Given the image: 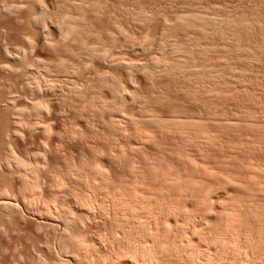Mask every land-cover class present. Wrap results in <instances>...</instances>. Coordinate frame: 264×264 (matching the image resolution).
<instances>
[{"label":"rangeland","instance_id":"rangeland-1","mask_svg":"<svg viewBox=\"0 0 264 264\" xmlns=\"http://www.w3.org/2000/svg\"><path fill=\"white\" fill-rule=\"evenodd\" d=\"M0 1L2 5L20 6L15 7L14 12L0 10V65L3 67L0 73L2 79L5 78L4 82L15 85L11 90L15 95L13 106L30 108L32 103L45 105L42 104L39 113L29 118L23 112L18 114L16 129L20 134L17 133L15 142H7V145L3 133L8 131L10 122L6 120V113L0 111V129L3 131L8 127L5 132L0 130V158L18 155L19 159L39 166L38 179L35 180L41 186L42 193H37L39 196L46 200L55 197L58 201L62 194L69 200L81 196L87 198L86 195L91 198L92 193L86 185L89 180L100 184L103 172L108 173L109 186L114 184L119 188L123 184L131 191L136 185V176L144 172L145 181L152 185L154 192L155 187L159 189V180L155 178L158 180L155 182L154 172L158 175L170 168V172L175 169L181 178H192L190 181L194 182L195 190L204 186L208 195H213L205 197L208 201L203 198L205 203L195 202L198 199L190 201L191 204L186 201L187 206L186 202L179 204L180 201L183 203L181 198L178 202L180 207H174H178V212H163L166 217L176 216L164 219V228L167 231L166 227L171 226L168 228L171 235L174 232L171 230L178 227L177 230L181 229L178 233L182 232L179 238L177 235V240L182 239L180 241L184 243L194 239L195 244L200 246L202 243L200 247L206 252L207 247L214 246L215 242L210 245V241L201 238L200 232L212 226V219L218 215L217 207L222 206L223 200H231L232 196L234 201H231H239L236 202L238 204L241 200L245 204L264 206V0ZM94 5L98 7V13ZM122 7L130 13L139 9L149 11V19L143 22L133 14H119ZM33 11L43 15L42 27L34 31L27 20ZM188 11L205 17L204 21H195L192 25L179 23V16ZM70 19H78L80 30L66 35L61 32L60 23ZM12 54L17 58L23 55L24 58L20 60ZM25 60L29 61L28 66ZM166 63L172 68L166 69ZM11 72L18 75H11ZM27 85H40V95L25 89ZM110 91L116 95L115 98ZM118 93L121 96L117 97ZM174 118L197 126H194L195 130L180 126L178 130L184 131L179 132L176 127L171 129L158 125ZM143 128L148 130L145 131L150 137L139 138L136 132ZM1 168L0 188L9 187L8 196L12 197L11 193H18L17 188L23 182L18 174L14 179H6ZM68 170L72 174L65 172ZM86 174L88 176L84 177ZM55 177L65 181L59 191L54 192L53 189L54 193H51L47 190L50 182L54 184L58 179ZM29 178L33 181L30 175ZM47 184L49 187L45 188ZM97 192L99 194V190ZM18 194L17 199L12 197L19 205L14 210L16 213L9 211V217L4 216V220H0V264H32L34 256H37L38 264H57L60 259H69L67 255L55 257L57 230H53L54 226L47 222L49 220L43 215H32L39 196L32 199L33 204L26 205L27 198L22 195L23 202L26 201L23 203L19 199L22 196ZM33 205L35 207L31 209ZM95 208L92 209L94 220L92 218L88 224L79 227L81 230L73 227L88 242L102 232L115 233L114 223L110 221L112 216L105 217V213L101 214ZM193 229L197 230L194 232ZM186 257L187 253L168 260L164 257L157 264H183L184 259L185 263L189 260V255Z\"/></svg>","mask_w":264,"mask_h":264},{"label":"bare ground","instance_id":"bare-ground-1","mask_svg":"<svg viewBox=\"0 0 264 264\" xmlns=\"http://www.w3.org/2000/svg\"><path fill=\"white\" fill-rule=\"evenodd\" d=\"M13 1L15 2L16 0H13ZM1 2L2 1H0V10H2V12H3V10L8 11V13H9V11L14 12V10L16 11L15 7L16 8L18 7L16 5L13 6L10 4H6L5 2H4L5 4L2 5L3 3L1 4ZM26 2H27V0H26ZM9 3H10V1H9ZM14 4H16V3H14ZM34 5L36 6V4H34ZM39 5H41V4H39ZM41 6L44 7L43 5H41ZM41 6H40V8L42 9ZM94 6L96 7V8H94V10L98 13V10H99L98 7L96 5H94ZM94 6H92V7H94ZM91 10L93 11L92 8H91ZM42 12H44V11H42ZM118 12H119V14H122V15L131 14V16H132V14H133V17L137 18L140 21H143V20L145 21L149 17V11H146L144 9H139L138 12L134 11L136 13H134V12L130 13L127 8L122 7L121 11H118ZM8 13H6V14H8ZM42 16H43L42 13H38V12L35 13L34 11H33V13H30V15L27 19L28 20V26L30 28H33V31H34V29H39L42 27ZM179 17H180L178 19L179 23H182V24H184V23L188 24L189 23L190 25H192L193 22H195V21H198V22L201 20L204 21L203 19L205 18V17H201L200 15L195 13V11H191V12L188 11L185 15H181ZM78 23H79L78 19H70V20L61 22L60 25L61 24L62 25L61 26L59 25V26H60V29H62L61 32H64V34L67 35V33L70 34L72 32L73 33L79 32L80 29L78 30V28H79ZM25 39L27 40V38H25ZM28 40H29V38H28ZM9 53H8V55H9ZM24 54H25V52H24ZM1 55H3V54H1ZM12 55L14 57L16 56L14 54H12ZM14 57H12V58H14ZM21 57H23V55ZM103 57H105V55ZM15 58H17V57H15ZM20 58L18 57L17 59H20ZM98 58H102V56L98 55ZM11 62H13V61H11ZM25 62H27V61L25 60ZM28 62L26 63L27 66L29 64ZM35 63H36V61H35ZM7 67L5 66L4 68H7ZM25 67H26V65H25ZM26 68H28V67H26ZM165 68L166 69L172 68V66H169V63H166ZM0 69L1 70L3 69V67L1 65H0ZM21 69H22V67H21ZM29 69H30V67H29ZM22 70H25V69H22ZM19 71L21 72V70H18V73H19ZM12 73L13 72H11V75L14 74V73L13 74ZM22 73H23V71H22ZM15 74H17V73H15ZM15 74H14V76H15ZM19 74H21V73H19ZM4 75H6V77H7V74H4ZM4 75H3V77H4ZM9 75L10 74H8V76ZM3 79L5 80V78H3ZM3 79H2L1 73H0V111H3L4 114L6 113L5 115H7V117H6L7 119L5 117L4 118L6 120H9L8 122H10L8 131H6L8 127L5 128L6 130L3 129V131L4 130L6 131V132L4 131L5 133H3V134L5 136V139L7 138V140H6V145H7V142H9V143L15 142L14 139L17 138L16 136H17L18 131L16 129V126L18 127V124H19V120H17V117H19L18 114L20 115V113L23 112L26 114V118L28 116H32V115L35 116L37 113H39V111L45 105L43 103H42L43 106L41 103H35L33 105V103H32V106L30 108H27V107L14 108L13 103L15 101L14 100L15 95L13 96V93L11 92V90H13L12 89L13 84L9 85V83L7 81H5L6 82L5 83ZM20 79H22V78H20ZM43 79L48 80V78H44V77H43ZM17 80L18 79H16V81ZM30 80H31V78H30ZM40 80H42V79H40ZM49 80H51V79H49ZM16 81H15V83H16ZM11 83H14V80H13V82L11 81ZM18 83H17V85H18ZM7 84L9 86H11V89L8 88L9 86ZM25 84H27V81ZM29 84L31 85V83H29ZM48 84H49V82H48ZM30 85H27L25 87V89H28V90H30V92L37 95L38 91L40 90L39 88L41 86L39 85L40 86L39 87L37 85L36 87L35 86L32 87ZM20 88H21V86H20ZM47 89H46V91H47ZM41 90H42V88H41ZM117 90H119V89H117ZM19 91H21V90H19ZM112 91H113V89H112ZM21 92H19V93H21ZM118 92H120V91H118ZM39 93H41V91H39ZM39 93H38V95H40ZM111 93H113V92H111ZM55 95H56V93H55ZM114 95L115 94L113 93V95H111V96L114 97ZM118 95L121 96L118 93L117 97H119ZM60 98H62L61 95H60ZM4 114H1V115H4ZM24 119H25V116H24ZM20 120H22V118ZM21 122H23V121H21ZM26 122L24 121L25 124H26ZM155 122H156V120H155ZM0 123L2 124V122H0ZM29 123L31 124V122H29ZM159 123L160 124H158V125H161L164 128H167V127L171 128V129L177 128L176 130H178V128H180V126H181V128H182V126H183V128H186V126L187 127H193V129L195 130L196 127L194 128V126H197L193 122H188V121L180 120L177 118H174L173 120H169L168 122L164 121V122H159ZM27 124H28V122H27ZM22 125H24V124H21V126ZM161 126H159V127H161ZM25 127H26V125H25ZM32 127H34V126H32ZM45 128H47V127H45ZM27 129H28V127H27ZM119 129L120 128H118V130ZM160 129H162V128H160ZM31 130L32 129L29 128V131H31ZM45 130L46 129H44V131ZM145 130H147V129L143 128V129H139L138 132H136V134L139 136V138L144 137V136L146 137L149 135L148 134L149 132H146ZM3 131L1 130V132H3ZM183 131L184 130L182 129L181 132H183ZM191 133L195 134V132H192V131H191ZM3 134H2V136H3ZM19 134H20V132L18 133V135ZM21 135H23V134H21ZM196 135H197V133H196ZM4 136L2 137V139H4ZM148 137H150V136H148ZM2 139H1V141H2ZM142 139H144V138H142ZM9 143H8V146L11 145ZM2 146H5V145L2 144ZM10 151H13V150H10ZM8 156H9V154H8ZM4 158L5 157H3L2 160L0 158V167L3 168L2 172L3 171L5 172V176H6L5 178L6 179L9 178L11 180L12 178L14 179L15 175L16 176H17V174L20 175L21 181L23 183H22V186L20 185V188H17L18 193H20L21 196L24 195V197H25L24 199L27 198V200H26L27 204L26 205H28V204L31 205V203L33 204L34 202H32L33 201L32 199H34L36 197V195H38L37 193L40 194V192H41L39 189L41 186L39 187V185L37 184L38 182L37 181H36L37 183L35 182V180L38 179L37 172L39 170V166L32 165L29 161L27 162L24 159H19L18 155H17V157L13 156L11 158H7V157L5 159ZM75 167H76V165L74 166V168ZM83 167H85V165ZM83 167H81V168L83 169ZM90 167H91V165H90ZM74 168H72V169H74ZM170 169L166 173H162V174H158V175H155L158 172H154V174H153L154 179L158 178V180H159L158 181L155 179V182H157V181L159 182L157 187H159V189H160L159 190L154 186L155 187V188L153 187L154 192L152 190V185H150L148 181H145L144 176H146V175L142 174L144 172H141V175L138 174L140 172L137 173L138 175L136 176V180H135L136 185L133 186V188H135V189L132 188V191L126 185L125 186L127 188H125V186L123 184L119 188L114 187L113 183H112L113 186H109L111 183L108 182L109 179L106 176V174L108 175V173L104 174V172H103V177L101 178L102 181L100 182V184H99V182L96 183L94 181L91 182L89 180L88 184L86 185L87 178H85V181H86L85 185L89 186L86 188H88V190H90L89 192L92 193V197L89 195L91 198H89L88 195H86L87 198L86 197L84 198L81 196L82 198L81 197L78 199L72 198L73 200H71V198H70V200H71L70 201L69 198L63 197L64 195L62 194V198H60L61 200L59 199L60 201H58V199L55 197L54 198L52 197L53 199H51L52 200L51 201L50 198L48 197L50 200L49 201V200H46L45 198H42L41 195L40 196L38 195L39 197L37 199L39 201L37 200V205L35 208L36 211L34 210V213L32 212L33 213L32 215L38 214V216L41 215L40 217L44 216L45 219L49 220L47 222H49L50 224H52L54 226L53 230H55V229L57 230L55 239L58 242V245H57V248L54 252L55 257H56V255L60 256V257H61V255L62 256L67 255L69 257V259H67V257H66L67 260L63 259V261H61V259L59 258L60 260H58L57 264H78L81 262H83L85 264H157L158 261L160 259H163L164 257H167V260H168V258H174V257L178 258L179 256L181 257V255L186 256V253H187V257L189 255L188 258L186 257L187 260L189 259L188 262H186L187 264H264V206H263V204L262 205H260V204L256 205L255 204L256 206H254V205H252L253 203H249L250 204L249 205V204H245L246 202L244 203L241 200H240V204H238L236 202H239V201H236V200H235L236 202L231 201V200H233L232 196H231V200L229 198H227V199L225 198L226 200H223L224 198H221L224 202L223 203L221 202L222 206H219V207H217L218 203L216 204L217 205L216 207L219 208V209H217L218 215L215 216L214 219H212L213 220L212 226H210L208 229L206 228L207 229V230H205L206 232L205 231L204 232L199 231L200 233H202L201 238L204 237L205 240L210 241L211 242V243H209L210 245L215 242L214 246H209V247L206 246L208 248V249H206L207 252L205 250H203V247L202 248L200 247L202 243L199 246L198 245L199 243L195 244L196 242H194L195 241L194 239H189V240L185 241L184 243H181L180 240H182V239L177 240V235L179 238V235L181 236V232H182L181 231L180 234L178 233L181 230L180 228H179L180 230H177L178 227L175 228L174 230H171L174 232L172 234L170 233L171 235H169L168 228L171 226L166 227L167 231H168L167 232L166 229L164 228V226H165L164 221L168 220L169 219L168 217L175 218L176 216L173 217V216L167 215L168 217H166V215L163 214V212L166 213L168 210L172 214L174 213V210H175V213L178 212V210H179L178 207H180L178 205V202L180 200H182L181 198H183L185 201L182 200L183 203H180L181 202L180 201L179 204H184L186 201H189L188 202V204H189L190 201L192 203V200H195V199L199 200V201L195 200V202L199 203L200 201H202L205 203V200H207L206 198H209V196L213 195V194L208 195L209 194L208 190L205 189L204 186H203V188H200V186H199V188L195 190L194 182L190 181L192 178L189 177L190 180H188V177H186L187 179L181 178L182 176L179 175L178 172H175V169H173L174 172L172 170L170 172ZM75 170H77V169H75ZM84 170H85V168H84ZM84 170H82V173L84 172ZM65 172H67L68 174L70 172L72 174L71 170L70 171L68 170ZM61 173H63V172H61ZM1 174L2 173H0V175ZM36 174H37V176H36ZM29 175H30V177L33 178V181L30 180ZM35 176H36V178H35ZM85 176H88V175L86 174V175H84V177ZM58 177H55V179ZM64 177H66V176H64ZM0 178H2V177L0 176ZM58 179H57L58 181L52 180V181H54V184H53V182H50L51 183L50 187L47 184L45 188L49 187V189L48 190L46 189V190L47 191L51 190L50 191L51 193H54L57 190L59 191V187L61 188L60 185H62V187H63V184H64L63 180L65 181V179H63V178H62L63 180H60V178H58ZM3 180H1V181H3ZM46 181H47V179H46ZM107 182L109 185L107 184ZM146 182H148V186H147ZM2 183H4V182H2ZM192 185L194 187H192ZM145 186H147V187H145ZM149 186L151 187L150 188L151 191H150V189L148 190ZM0 187H2V186H0ZM55 187H57V188H55ZM101 188H103L104 191H102L103 189L100 190ZM175 188H177V189H175ZM7 189H9V187L7 188L4 186V188H0V220H4L5 217H9L8 216L9 211L11 212V211L17 210L19 208L18 203L14 202L13 201L14 199L12 198L13 196L15 197L16 194L17 195H19V194L18 193H14V194L11 193L12 197H10L11 195L8 196L10 192ZM38 189H39V192H37ZM53 189H55V191ZM155 189H157L160 192L158 193V191L157 190L155 191ZM163 189H165V190H163ZM10 190H12V189H10ZM41 190H43V189H41ZM52 190L54 192H52ZM97 190H99V194H97L98 193ZM7 191H8V194H7ZM176 191H177V195L175 194ZM178 191H179V193H178ZM209 192H210V190H209ZM51 193H49V194L51 195ZM83 193H84L83 195H85V192H83ZM90 193L87 192V194H90ZM99 195H100V197H98ZM179 195L181 197H178ZM72 197H74V196H72ZM177 197H178V200H177ZM193 197H195V198L193 199ZM203 198H205V200ZM16 199H17V196H16ZM16 199H15V201H16ZM19 199L20 200L22 199L21 202H23V200H24L23 196H22V198H19ZM56 199H57V201H56ZM234 199H236V198H234ZM26 201H24V202L26 203ZM64 202H66L67 208L64 206ZM202 202H200V203H202ZM176 203H177V205H174ZM241 203H243L245 205H243V204L241 205ZM195 204H197V203H195ZM211 204H213L212 201H211ZM205 205L207 206V204H205ZM219 205H221V204H219ZM237 205H240V206H237ZM95 206H96V208L99 209V211H101V214H102V212L106 214L105 217L110 216V215L112 216V217L110 216L112 219L110 221H113V223H114L115 233L105 234L102 232V233L98 234L96 237H94L92 239L90 238L91 240H89L90 242H88L87 240H85L83 238L84 236L82 235V233H79V231L75 232L76 229L74 230L73 227L77 226L78 229L81 230L82 228H79V227H83V225L84 224L86 225V223L88 224L89 220H91L93 217H95V216H93L94 213H92V212H94V210L92 211V209ZM176 206H178V207L176 209H174V207H176ZM182 206H184V205H182ZM185 206H187V202L185 203ZM34 207L35 206L33 205V208L31 207V209H34ZM193 207H195V206H193ZM96 208H95V210H96ZM172 209H173V212H172ZM145 210H147V211H145ZM164 210H166V211H164ZM144 211H145V215H143ZM17 213H18V211H17ZM146 213H147V215H146ZM168 213H166V214H168ZM244 213L245 214L247 213L248 216H246L247 214L245 215ZM20 214L21 213H19V215ZM193 214H194V212H193ZM193 214H190V215L193 216ZM243 214H244V216H243ZM12 215H15V214L12 212ZM164 215L166 218L164 217ZM110 217H107V219ZM187 217H190V216H187ZM25 218H26V216H25ZM191 219H193V218H191ZM93 220H94V218H93ZM176 220H177V218H176ZM183 220H185V219H183ZM189 220H190V218H189ZM14 222H16V220ZM43 223H45V222H43ZM166 223H168V221ZM171 223H172V220H171ZM171 223L169 222V224H171ZM37 224H39V223H37ZM172 225H173V223H172ZM41 226H42V224H41ZM166 226H168V225H166ZM182 226H184V225H182ZM9 227H12V226L10 225ZM47 227H48V224H47ZM77 227H75V228H77ZM11 229H13V228H11ZM37 229H35V230H37ZM171 229H173V228H171ZM195 230H197V229H195ZM195 230H194V232H195ZM188 233H190V231ZM191 234H192V232H191ZM196 236H198V234ZM199 240L202 241L201 239H199ZM47 248H49V247H47ZM50 252H51V250H50ZM80 253H82V255ZM46 254H48V253H46ZM78 254H80L82 257L79 258L80 255L78 256ZM34 257H36V258L34 259L33 263L38 264L39 261L37 260V256H34ZM184 261H185V259H184ZM184 261H183V264H186ZM162 262L164 263V261H162ZM180 264H182V263L180 262Z\"/></svg>","mask_w":264,"mask_h":264}]
</instances>
